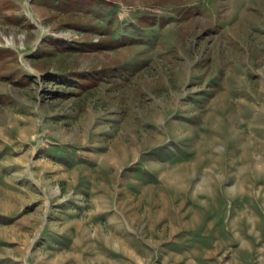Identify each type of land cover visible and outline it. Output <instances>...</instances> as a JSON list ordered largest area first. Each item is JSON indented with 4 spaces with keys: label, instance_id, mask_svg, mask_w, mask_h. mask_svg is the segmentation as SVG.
Instances as JSON below:
<instances>
[{
    "label": "rangeland",
    "instance_id": "1",
    "mask_svg": "<svg viewBox=\"0 0 264 264\" xmlns=\"http://www.w3.org/2000/svg\"><path fill=\"white\" fill-rule=\"evenodd\" d=\"M0 51V264H264V0H0Z\"/></svg>",
    "mask_w": 264,
    "mask_h": 264
},
{
    "label": "trees",
    "instance_id": "2",
    "mask_svg": "<svg viewBox=\"0 0 264 264\" xmlns=\"http://www.w3.org/2000/svg\"><path fill=\"white\" fill-rule=\"evenodd\" d=\"M122 22L119 23V21L117 20V24H121ZM111 28V27H110ZM116 31L111 32L110 37L113 39L116 37ZM115 40H117V38H115ZM62 45H60V43H55L54 41H48V39H45L44 41H42V45L45 46V48L43 47H39L35 50L34 54L30 56L31 59H36V60H42L44 62H59L60 64H64V57L66 56H72V53L75 52H81L84 51L85 49L82 48L81 43H77V42H72V41H60ZM120 42V40L118 41ZM94 46V44H93ZM95 50H101V48H103V45H98L97 47H94ZM5 52L0 51V55L4 54ZM5 66V64H2L0 69H3V67ZM121 70V69H118ZM110 70H94V71H90V72H82V71H78V72H73V73H67L64 71V69H61L59 71H55V73L50 74L49 75V79H46L47 82H54L57 83L59 85H63L64 87H68L69 85H71L72 88H76V87H80L81 89L93 84L96 82L97 77L100 74H105L107 72H109ZM15 75H18L19 72L15 71L14 73ZM58 76V77H56ZM60 78V79H59ZM70 87V86H69Z\"/></svg>",
    "mask_w": 264,
    "mask_h": 264
},
{
    "label": "bare ground",
    "instance_id": "3",
    "mask_svg": "<svg viewBox=\"0 0 264 264\" xmlns=\"http://www.w3.org/2000/svg\"><path fill=\"white\" fill-rule=\"evenodd\" d=\"M258 168L261 169V168H263V166H259Z\"/></svg>",
    "mask_w": 264,
    "mask_h": 264
}]
</instances>
